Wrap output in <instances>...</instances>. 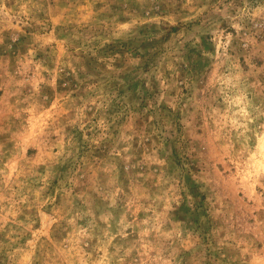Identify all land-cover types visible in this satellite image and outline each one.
<instances>
[{"label":"rangeland","instance_id":"obj_1","mask_svg":"<svg viewBox=\"0 0 264 264\" xmlns=\"http://www.w3.org/2000/svg\"><path fill=\"white\" fill-rule=\"evenodd\" d=\"M0 264H264V0H0Z\"/></svg>","mask_w":264,"mask_h":264}]
</instances>
